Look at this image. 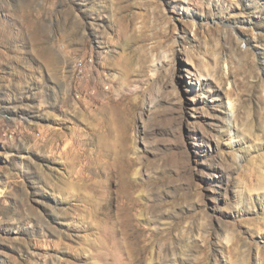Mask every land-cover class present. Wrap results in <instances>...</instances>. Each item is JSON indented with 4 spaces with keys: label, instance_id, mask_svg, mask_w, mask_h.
<instances>
[{
    "label": "rangeland",
    "instance_id": "rangeland-1",
    "mask_svg": "<svg viewBox=\"0 0 264 264\" xmlns=\"http://www.w3.org/2000/svg\"><path fill=\"white\" fill-rule=\"evenodd\" d=\"M0 264H264V0H0Z\"/></svg>",
    "mask_w": 264,
    "mask_h": 264
},
{
    "label": "bare ground",
    "instance_id": "bare-ground-1",
    "mask_svg": "<svg viewBox=\"0 0 264 264\" xmlns=\"http://www.w3.org/2000/svg\"><path fill=\"white\" fill-rule=\"evenodd\" d=\"M228 112H229L230 116L232 117L234 111H233V107L231 106L230 103L228 104ZM230 126H231V125L229 124V127H230ZM84 199H85V198H84ZM90 205H91V204H89V206H90ZM96 205H97V204H96ZM96 205H92V206L95 207V208H97ZM92 206H91V207H92ZM99 208H100V207H99ZM97 209H98V208H97ZM93 210H94V209H93ZM95 211H97V210H95ZM90 212H91V211H90ZM95 213H96V212H95ZM95 213H94V214H95ZM93 217H94V216H93ZM94 222H95V221H94ZM89 225H90V223H89ZM87 226H88V225H87ZM125 226H126V225H125ZM92 227H93V226H92ZM87 229H88V228H87ZM103 237H104V236H103ZM104 252H105V251H104ZM102 254H103V253L99 252V253L97 254V256H95V257L93 256V257H94V258H98V259H102V257H101ZM106 260H107V259H106ZM106 260H105V261H106ZM109 260H110V259H109Z\"/></svg>",
    "mask_w": 264,
    "mask_h": 264
}]
</instances>
